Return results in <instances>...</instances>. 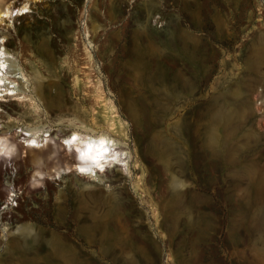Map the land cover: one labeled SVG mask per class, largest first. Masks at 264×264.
<instances>
[{
  "label": "rangeland",
  "instance_id": "rangeland-1",
  "mask_svg": "<svg viewBox=\"0 0 264 264\" xmlns=\"http://www.w3.org/2000/svg\"><path fill=\"white\" fill-rule=\"evenodd\" d=\"M0 2V264H264V0ZM75 130L129 165L66 171Z\"/></svg>",
  "mask_w": 264,
  "mask_h": 264
},
{
  "label": "bare ground",
  "instance_id": "bare-ground-1",
  "mask_svg": "<svg viewBox=\"0 0 264 264\" xmlns=\"http://www.w3.org/2000/svg\"><path fill=\"white\" fill-rule=\"evenodd\" d=\"M24 8L25 7L23 6L18 8L15 13H24ZM9 12H13V8L11 9L9 4H2V2H0V20H2L1 18ZM6 54L7 53L4 47L0 46V96L3 92H8L10 90L9 88L3 89L4 87H6L4 70H6V65L8 64V58L6 57ZM27 136V147L30 149L34 148L41 150L42 147H40V144L38 145L39 136L36 133H28ZM62 142L64 145V150L67 152L66 154L68 155L74 153V159L76 161L72 166H65V170L70 171L71 169H73L79 175L86 176L92 179L97 184L102 185L103 179L100 177L101 175L99 173H103L108 167H116L121 164L127 166L129 165L128 163L130 154L127 150V147L121 144L118 139L113 138L112 135L108 133V131L105 132L103 130L97 133H82L80 130H75L71 134L63 138ZM46 148L44 147L43 149L45 150ZM56 151V147H53L51 153H49V158L55 157ZM1 152L2 154H0V165L2 164V155H5L6 159L2 161L5 162L4 167L6 168L12 163V159L17 156L16 154L18 152L17 144L11 140L10 135H8L7 133L0 134V153ZM23 156H25V153H23ZM121 167L123 166L121 165ZM42 168L43 167L39 165V170L36 171L35 175L33 176L31 180L33 186L39 184L37 183L38 177H43L44 174ZM54 172L58 176H60L61 172L57 170H55ZM7 190L8 194L4 202V204L6 205L4 208L16 206V194L10 187H8ZM109 202L111 203L112 201ZM106 203H108V199L106 196L102 195H99L98 199L95 202L97 208V219H95V222H97L98 224L102 218L99 210ZM63 250L67 251L66 249Z\"/></svg>",
  "mask_w": 264,
  "mask_h": 264
},
{
  "label": "flooded vegetation",
  "instance_id": "flooded-vegetation-1",
  "mask_svg": "<svg viewBox=\"0 0 264 264\" xmlns=\"http://www.w3.org/2000/svg\"><path fill=\"white\" fill-rule=\"evenodd\" d=\"M2 154V152L0 153ZM3 158H1V162H3L2 160H5L6 159V156L5 155H2Z\"/></svg>",
  "mask_w": 264,
  "mask_h": 264
}]
</instances>
